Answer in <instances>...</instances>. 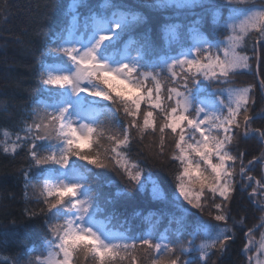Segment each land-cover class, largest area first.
<instances>
[{"label": "snow or ice", "instance_id": "1", "mask_svg": "<svg viewBox=\"0 0 264 264\" xmlns=\"http://www.w3.org/2000/svg\"><path fill=\"white\" fill-rule=\"evenodd\" d=\"M146 2L157 8H224L229 13L225 40L212 44L205 39L198 27L200 18L189 26L193 39L187 47L178 38L181 25L165 24V50L147 35H131L143 17L124 0H68L66 23L46 40L41 52L42 57L56 60L53 70L42 59L37 77L41 94L51 102L33 108L31 122L14 140L5 130L6 140L0 145L5 154L26 149L30 163L25 185L37 181L33 189L42 206L29 215L45 217L48 235L41 255L29 264H77L80 258L84 264H124L137 249L150 254L151 264H193L188 258L193 252L199 253L201 264H207L212 250L223 253L233 239L225 210L237 190L251 189L249 199L264 220V178L252 175L256 165L264 175V127L254 126L256 120H264V110H254L255 84L234 83L239 73L252 70L253 58L257 69L264 58L260 52L264 4ZM217 15L214 11L218 23ZM250 41L252 56L246 51ZM260 89L264 92V79ZM146 137L158 141L156 159L164 158L171 142L168 159L178 165L174 192L166 193L150 172L145 176L146 169L129 159L133 142ZM238 138L257 139L260 154L245 163L246 153L233 151ZM32 168L39 174L33 176ZM105 168L118 170L141 192L150 184L152 200L166 205L143 217L147 231L130 235L128 230H114V221L123 227L140 213L121 221L110 210L114 200L103 191V177L93 172ZM205 214L216 223L201 220ZM164 219L168 227L157 240L153 232ZM236 223L243 227V218ZM169 232L175 239H169ZM244 236L247 264H264L260 258L264 232L259 241L253 228ZM0 264H19V260L0 258Z\"/></svg>", "mask_w": 264, "mask_h": 264}, {"label": "trees", "instance_id": "2", "mask_svg": "<svg viewBox=\"0 0 264 264\" xmlns=\"http://www.w3.org/2000/svg\"><path fill=\"white\" fill-rule=\"evenodd\" d=\"M67 2L68 0H0V145H3L6 140L5 130L8 131L11 140H14L17 133L23 134L22 129L25 123L31 122L33 108H40L51 102L47 95L41 94L37 77L42 59L47 64H56L54 57H42L41 52L46 40L54 38L55 33L60 31L66 23L64 10ZM222 2L223 0H212L213 4ZM124 3L130 5L143 17V22L134 28L131 35L134 38L147 35L157 47L165 50L167 45L163 40L162 33L165 24L181 25L178 38L183 46L186 44L185 39L189 34V26L200 18H202V23L198 26L199 31L205 35L207 40L218 41L223 37L225 39L227 34L224 22L229 13L224 8L216 9L211 5L195 6L190 9L157 8L146 0H124ZM214 11L218 13V23L213 20ZM123 39L127 40L128 36L125 35ZM173 46L179 47L178 45ZM246 51L248 55H253L251 41ZM260 52L264 57V46H261ZM256 63V60L252 62L251 71L239 73L235 77L234 83L236 86L255 84L254 110L259 112L264 110V97L262 96L264 92L260 91L256 83ZM258 69L259 80H262L264 79V58L261 59ZM254 126L264 127V120H256ZM9 142L11 141L9 140ZM157 143L158 141L147 137L143 142L134 141L128 150V157L132 162L138 163L146 169L145 176L150 172L152 179L160 183L166 193H171L175 191L178 165L168 159L171 148L167 144H170V141L166 144L164 158L161 160L154 157L158 151ZM232 147L233 151L240 150L246 153L245 163L261 152V144L255 138L246 140L238 138ZM29 163L30 158L26 154V149H18L15 154H5L0 147V258L18 259L19 264H28L26 259L35 261L42 251L45 238L48 235L45 217L29 215L30 212H38L42 206L37 202L38 193L33 189V185H36L37 181L34 179L27 187L25 185L24 172L29 170ZM77 163L83 162L77 161ZM30 171L33 176L39 174L35 168ZM93 172L99 173L103 177L105 182L103 191L114 200L110 210H114L120 216L121 221L124 220V216L132 218L134 213H140L139 216L132 219L131 223H124L123 227L115 224L114 221V227L120 231L128 230L130 235L147 231L149 225L144 223L143 217L147 216L149 212L159 213L166 208L165 204L156 205L154 201L148 200V195L151 193L150 184L141 192L118 170L105 168L93 169ZM252 175L263 178L259 165L254 167ZM107 181H111V184H107ZM117 192L122 195L116 196ZM246 192L243 191L245 194L243 195L236 191L229 207L225 210L228 221L233 220L232 218L239 221L237 218L243 217V227L236 223L233 239L228 242L226 251L220 253L217 250H212L207 264H246L247 259L243 253L246 243L244 232L248 228L254 229L259 225L257 221L259 218L258 206H254ZM199 215L197 213V216ZM99 217L104 219V216ZM200 218L212 223L207 214ZM166 227H168L167 220L164 219L154 230V238L158 239ZM260 230L262 231L261 227L258 232ZM255 234L256 232H254ZM168 236L169 239H175L171 232L168 233ZM188 238L187 236L183 237L185 240ZM188 258L193 261V264H201L199 253H189ZM133 260H135V264H151L150 254L143 249H137L129 255L124 264H133ZM77 264H84L83 258H80Z\"/></svg>", "mask_w": 264, "mask_h": 264}, {"label": "rangeland", "instance_id": "3", "mask_svg": "<svg viewBox=\"0 0 264 264\" xmlns=\"http://www.w3.org/2000/svg\"><path fill=\"white\" fill-rule=\"evenodd\" d=\"M256 4H264V0H256V2H255ZM202 34V33H201ZM202 36L206 39V37H205V35L204 34H202ZM224 38V37H223ZM222 38V39H223ZM192 39H193V37H192V34L191 33H189L188 34V36H187V38L185 39V43H187V44H189V45H191V43H192ZM220 39V40H218V41H224L225 39ZM209 41V40H208ZM218 41H209L210 43H212V44H215V43H217ZM255 60V58L252 60V62ZM254 68H255V65H254ZM54 70V69H53ZM259 70V69H258ZM243 72V71H242ZM259 71H257V73H258ZM252 80V79H251ZM253 81V80H252ZM260 81H261V79L259 80V83H257V81H256V83H257V85H258V87H259V89H260ZM246 83H249V81H246ZM245 85H248V84H245ZM244 85V86H245ZM260 91H261V89H260ZM262 96L264 97V94H262ZM206 97V96H205ZM206 98H211V97H206ZM263 109H264V106H263ZM108 169H112V168H108ZM114 170V169H113ZM263 178H264V175H263ZM251 189H248V190H246L247 192L248 191H250ZM237 192H240L241 194H243V195H245L243 192H241V191H239V190H237ZM246 192V193H247ZM148 200L149 201H153L152 200V198H151V193L148 195ZM155 203H156V205L157 204H164L163 202H160V201H154ZM181 203H183L182 201H181ZM254 206H258V205H254ZM185 207H187V205H185ZM253 209H254V207H253ZM259 213V218H257V221H258V223H259V225L261 224V223H264V220H261V216H262V213L259 211L258 212ZM98 219H100V220H103V219H101L99 216L97 217ZM241 218H243V217H240V218H237V219H239V221L241 220ZM201 219V218H200ZM233 220H230V221H228V227H230V228H233V231H234V229L236 228V222L238 221V220H236L235 218H232ZM202 220V219H201ZM209 222V221H208ZM209 223H211V222H209ZM216 222H213L212 221V224H215ZM238 224V223H237ZM255 229V228H254ZM258 229L259 228H257V229H255L254 230V232H256V234L254 235V239H255V241H259L260 240V233L261 232H264V228H262V231L260 230L259 232H258ZM114 230H118V231H120L118 228H115L114 227ZM159 239V238H158ZM157 239V240H158ZM198 240V239H197ZM200 242V240H198V241H196V243L198 244ZM43 250V249H42ZM42 252V251H41ZM41 252L39 253V255L38 256H40L41 255ZM244 255H245V257H246V259H247V254H245L244 253ZM262 260H264V255H262L261 257H260ZM26 262L29 264V261H28V259H26ZM246 264H247V262H246ZM253 264H255V261H253Z\"/></svg>", "mask_w": 264, "mask_h": 264}, {"label": "water", "instance_id": "4", "mask_svg": "<svg viewBox=\"0 0 264 264\" xmlns=\"http://www.w3.org/2000/svg\"><path fill=\"white\" fill-rule=\"evenodd\" d=\"M257 71H258V69H257V63H256L255 75H256L257 83H259V77H258Z\"/></svg>", "mask_w": 264, "mask_h": 264}]
</instances>
